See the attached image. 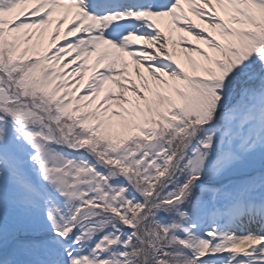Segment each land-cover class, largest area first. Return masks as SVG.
<instances>
[{
  "label": "snow or ice",
  "instance_id": "obj_1",
  "mask_svg": "<svg viewBox=\"0 0 264 264\" xmlns=\"http://www.w3.org/2000/svg\"><path fill=\"white\" fill-rule=\"evenodd\" d=\"M0 264H264V0H0Z\"/></svg>",
  "mask_w": 264,
  "mask_h": 264
}]
</instances>
